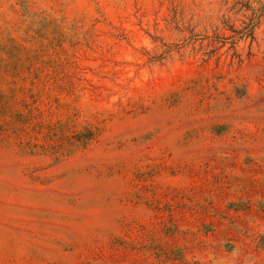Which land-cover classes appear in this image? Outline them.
Here are the masks:
<instances>
[{
    "label": "rangeland",
    "instance_id": "374dc122",
    "mask_svg": "<svg viewBox=\"0 0 264 264\" xmlns=\"http://www.w3.org/2000/svg\"><path fill=\"white\" fill-rule=\"evenodd\" d=\"M0 264H264V0H0Z\"/></svg>",
    "mask_w": 264,
    "mask_h": 264
}]
</instances>
